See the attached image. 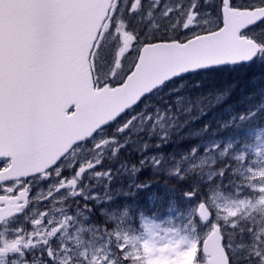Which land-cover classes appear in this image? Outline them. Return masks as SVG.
<instances>
[{"label":"rangeland","instance_id":"obj_1","mask_svg":"<svg viewBox=\"0 0 264 264\" xmlns=\"http://www.w3.org/2000/svg\"><path fill=\"white\" fill-rule=\"evenodd\" d=\"M239 2L243 6L250 0ZM165 4L169 8L182 4L190 10L193 0H161L159 7H155L151 0H141L136 16L145 22L139 23L142 22L145 28L148 26L144 36L126 40L127 33L121 27L124 21L120 22V19L115 27L109 26L107 31L104 30L101 42L104 54L100 56L96 53V73H99L102 82L117 85L123 81L135 64L141 46L139 43L144 40L155 41L162 33V36H171L173 39L190 35L183 31L186 22L183 16L161 14ZM199 4L200 15L194 18L195 26L191 28V33L202 35L203 30H212L216 21L215 15L210 17L205 14L207 9H214V4L204 5L203 0H199ZM149 12L152 14L149 15ZM129 19L133 20L132 14L127 21ZM177 19L179 26H176ZM262 29L264 25L254 26L248 36L264 42ZM136 48L134 56L132 53ZM113 74L115 78L110 79ZM179 81L171 82L169 89L155 92L149 98L150 101L135 109L137 112L132 110L126 118L122 117L119 121L121 125L126 120L132 121L123 133L115 125L106 127L90 141L75 147L64 161L46 174L28 179L26 184L14 180L6 183V188L13 195L27 185L29 198L26 201L25 190L20 192L16 199H25V209L22 208L10 223L1 228L0 264H47L49 250L55 254V264H153V257L188 251L196 241L205 237L209 222L201 221L197 216L200 204H205L206 210L211 209L215 213L221 226L227 225L226 222L236 219L245 210L251 213L261 211L259 215L264 223V191H261L264 187V130L244 133L238 137L242 142H236L227 135L203 140L193 133L186 137L187 146L182 143V136L170 140L177 122L174 120V109L171 113L167 111L176 105L178 109L175 112L188 108L191 116L195 114L191 109L194 106L190 105L184 92L189 80ZM167 115L170 120L166 119ZM219 126L222 127L221 124ZM152 133L157 134V138H153ZM118 135H121L119 140ZM142 140L147 142L141 143ZM122 141L128 142L130 148L137 152L139 163L144 157L157 158L158 164L154 166L148 161L140 167L142 172L168 176L179 182L191 179L194 187L201 183L208 184L202 190L205 193L199 199L185 194L181 199L174 200L175 189L164 185L166 187L161 197L167 198V209L152 213L154 216L145 214L134 202H126V206L119 209L111 203L108 204L110 208L107 206L106 209L95 206L94 200L89 199L88 191L95 190L91 196L105 192L106 188L97 183L105 179L109 171L113 172L110 163H114L112 161L116 159L120 147L125 146ZM144 143L150 145L146 150L143 148ZM166 146L173 149V155L169 156L178 157L164 155ZM228 159L238 165L225 163V168L230 167L224 173L238 176L236 186L240 190H234L233 194L223 190L227 184L218 175L221 170H214V164L219 160ZM8 164L7 160H3L0 168H6ZM81 168L84 169L82 173ZM133 168L138 169L137 166H121V170L129 176L132 188L136 187L138 175V170L133 172ZM213 180L219 186L213 185ZM3 187H0L2 193ZM100 187L101 192L96 191ZM252 193L254 196L250 197ZM71 199H75L74 204L79 205L65 203ZM253 237L264 239V227L256 230ZM161 249L167 251L161 253ZM193 258H184L178 264H192ZM201 264H206V257L202 258Z\"/></svg>","mask_w":264,"mask_h":264},{"label":"snow or ice","instance_id":"obj_2","mask_svg":"<svg viewBox=\"0 0 264 264\" xmlns=\"http://www.w3.org/2000/svg\"><path fill=\"white\" fill-rule=\"evenodd\" d=\"M151 2L155 7L161 5V0ZM203 2L204 5L214 4V9H207L205 14L215 15L216 23L212 30H203L202 35L191 33L194 18L200 15L199 0H193L190 10L182 4L172 8L165 4L161 12L162 15L185 18L183 31L190 35L180 39L171 36L158 39L179 45L187 57L198 55V50L189 45L199 43L216 49L227 43L222 58L191 63L179 69L180 73L225 62H249L258 55L264 56V42L248 36L254 26L264 25V0H250L243 6L239 0ZM140 4L141 0H131V3L123 0L130 15L137 12ZM124 6L121 0H3L0 4V134L12 138L23 133L33 147H38L50 135H63L69 139L84 137L90 141L106 127L115 125L121 133L125 131L132 121L126 120L123 125L119 121L122 110H126V105L134 98L129 93L137 86L130 88L125 81L117 85L102 82L96 73L95 83L89 87L92 73L96 71L93 49H99L97 41L103 38L101 29L107 31L109 26L115 27L126 10ZM176 26H179V19ZM121 27L127 33L126 40L138 35L123 25ZM145 47L155 45L147 41ZM161 51L157 48L150 57ZM89 59L91 64L86 68ZM132 71L135 68L126 74V80ZM114 78V74L110 76V79ZM113 88L115 92L111 91ZM220 99L218 97L217 102ZM9 146L15 148V144ZM149 147L144 143L145 150ZM62 160L63 157L57 163ZM148 161L154 166L158 164L156 157L149 156L141 159V167ZM226 168L218 175L222 177ZM83 171L81 168L80 172ZM135 171L137 169L133 168ZM199 207L200 218L209 222L205 237L188 251L153 257V264H178L184 258H192L193 254L192 264H201L203 257H207L208 264H235L231 240L225 242L224 239L223 227L228 225L221 226L211 209L204 211L205 205ZM166 251L160 250L161 253ZM245 259L249 264H264V239L255 240ZM47 264H55V254L50 250Z\"/></svg>","mask_w":264,"mask_h":264},{"label":"trees","instance_id":"obj_3","mask_svg":"<svg viewBox=\"0 0 264 264\" xmlns=\"http://www.w3.org/2000/svg\"><path fill=\"white\" fill-rule=\"evenodd\" d=\"M121 5L124 6L123 0ZM124 7L126 10L123 16L120 17V22L121 20L124 21L123 26L125 27L126 24H128L129 32L138 33V35L133 36L134 38L144 36L148 30V26L145 28L142 22L139 23V21L144 22V20H139L136 13H134L132 14L133 20L129 19L127 21L130 14L127 11V6ZM162 35L163 33L159 34V37ZM165 37L167 36L165 35ZM155 39V41H159V39ZM147 41L155 42L153 39H146L141 42V44L139 43V45ZM137 49L138 48H136L132 55H136L135 52ZM96 52H98L100 56H103V46L99 47ZM96 66H98V61H96ZM185 80H189V82L184 92L190 105L194 106L191 107V109L195 114L191 116V112H189L188 108L184 109L182 112H175L178 109L176 105H173L171 109L167 111L171 113L174 109V120L177 122V125L173 128L175 132L170 135V140H173L176 136H182V143L184 146H187L186 137L188 134L193 133V135H197L203 140L209 137L221 138L227 135L231 136L233 140L237 142L239 141L238 137L246 132L264 130V56H258L249 64L199 72L198 74L189 75L188 78L177 81L181 82ZM167 88L169 89V84H166L161 91ZM150 97L151 95L144 99L133 110L139 109L142 105L147 103V101H150ZM218 97L221 98L219 102H217ZM137 111L138 110H135V112ZM128 115L129 112L123 117L126 118ZM241 117H243V119H241ZM166 119L170 120V116L167 115ZM220 124L222 127L219 126ZM177 130L178 132L176 133ZM139 135L143 136V134ZM151 135L153 138H157V134L152 133ZM117 138L119 140L121 135H118ZM240 141L242 142V139H240ZM143 142L147 141L142 140L141 143ZM122 144H125V146L123 148L120 147L116 159L112 161L114 163H110L113 172L109 171L105 179L97 183V185L106 188H104L105 192L101 195L95 194V197L91 196L92 193H95L94 189L88 191L89 199L94 200V205L100 207V209H106L107 206L110 208L108 205L110 203L119 209L121 206H124L126 202H134L136 206H139V209L144 210L145 214L151 215L152 213H161L167 209L166 205L168 204V200L166 197L163 199L161 197L162 191L166 186L175 189L176 195L174 196V200L181 199L185 194L193 192L197 194L194 196L199 199L201 195L205 193H202V190L205 189L208 184L201 183L194 187V183H191V179H185L179 182L168 176L151 174L149 171L142 172L140 168L141 165L138 162L137 152L130 148L128 142L122 141ZM192 145L193 144L188 148ZM172 151L173 149L166 146L163 154L168 156L173 155ZM169 157L173 158L178 156ZM225 163L238 166L231 161V159L226 161L219 160L216 165L214 164V170L218 172L224 169ZM117 165L118 168H115ZM122 165L127 167L137 166L138 175L135 184L136 187L132 188V184H130L128 180L129 176L121 170ZM237 177L238 176L232 174H223L222 178L224 184H227L223 190L226 193L233 194L234 190H240V187L236 186ZM213 181L215 183L213 185L219 186L216 184V180ZM164 185L166 186L164 187ZM158 186H162V188H158ZM96 191L101 192V187L96 189ZM253 196L254 194L252 193L250 197ZM153 198H155V201H152ZM74 200L75 199H71L65 203H70L74 206L79 205V203L74 204ZM76 201H78V199H76ZM260 212L261 211L251 213L245 210L240 213L236 219H231L226 222L228 226L224 227L223 230L225 233L224 239L225 242L231 240L235 264H249L245 257L251 249V246L255 240L263 239L261 237H253L256 230L264 227V223L262 222L263 218L259 215ZM233 224L235 227H232Z\"/></svg>","mask_w":264,"mask_h":264},{"label":"water","instance_id":"obj_4","mask_svg":"<svg viewBox=\"0 0 264 264\" xmlns=\"http://www.w3.org/2000/svg\"><path fill=\"white\" fill-rule=\"evenodd\" d=\"M2 3L3 0H0V4ZM153 44L155 47H145V44L140 48L133 67L135 71H132L131 76L128 77L127 80L126 77L123 80L130 88L134 85L137 86L132 88V91L129 93L130 96L134 95V98L126 105V110H122L123 115L154 91L173 80L221 67L245 65L256 59L255 57L252 61L241 63L225 62L213 64L208 67L180 73L179 69L187 67V65L191 63L222 58L221 53L223 49L227 47V43L225 42L220 48L216 49L203 47L199 43L189 45L188 47L198 50V55L196 57H187L183 55L179 45L164 42H155ZM157 48L163 51L158 55L150 57V54L157 52ZM85 55L87 54L85 53ZM137 61H139V63H137ZM85 67H89V64ZM91 84L92 80L89 83V87H91ZM111 91L115 92L116 89L113 88ZM89 136H91V133H89ZM77 140H79V142H77ZM85 141L87 140L84 137L69 139L63 135H50L45 137L38 147H33L23 133H17V135L12 138H7L0 134V159L9 158L11 160L10 166L6 170L0 172V183L8 180L28 178L43 173L61 160V157H64L72 147ZM9 144H15V148L10 147ZM10 210H5L0 216V223L4 219H8L15 214ZM200 211L201 209L199 207L197 210L199 218ZM204 211H207L206 207ZM201 220L205 221L203 219ZM206 264H208L207 257Z\"/></svg>","mask_w":264,"mask_h":264},{"label":"flooded vegetation","instance_id":"obj_5","mask_svg":"<svg viewBox=\"0 0 264 264\" xmlns=\"http://www.w3.org/2000/svg\"><path fill=\"white\" fill-rule=\"evenodd\" d=\"M1 161H3V160H0V166H1ZM5 168H3V169H1L0 168V171L1 170H4ZM28 180V179H27ZM27 180H17V181H19V182H22L23 181V183H25L26 184V182H27ZM11 181H9V183H10ZM7 182H5V183H0V187H3V193L2 192H0V210L1 209H10V207H13V206H15L16 205V215H15V217L17 216V214H19L20 213V211L22 210V208H24L25 209V207H24V201L23 200H25V199H21V198H18V199H16L17 197H18V195H20V192H23L24 190L26 191V193L27 194H25L26 195V201H28V198H29V193H28V188H27V185H24V187H23V189H21V190H19V191H17L14 195L12 194V191H10V190H8L7 188H6V186L5 185H7L6 184ZM13 198L14 199H16L15 201L13 200ZM22 198H25V196H22ZM17 201V202H16ZM15 202V203H14ZM28 203V202H27ZM1 213H4V212H0V214ZM12 221V219H9V220H3L1 223H0V232L2 231L1 230V228L2 227H4V226H6L8 223H10Z\"/></svg>","mask_w":264,"mask_h":264},{"label":"bare ground","instance_id":"obj_6","mask_svg":"<svg viewBox=\"0 0 264 264\" xmlns=\"http://www.w3.org/2000/svg\"><path fill=\"white\" fill-rule=\"evenodd\" d=\"M3 213L0 214V216L2 215Z\"/></svg>","mask_w":264,"mask_h":264}]
</instances>
